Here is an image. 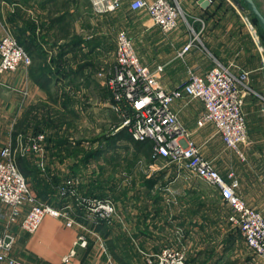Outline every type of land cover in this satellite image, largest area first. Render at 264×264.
I'll return each instance as SVG.
<instances>
[{
  "label": "crops",
  "instance_id": "crops-1",
  "mask_svg": "<svg viewBox=\"0 0 264 264\" xmlns=\"http://www.w3.org/2000/svg\"><path fill=\"white\" fill-rule=\"evenodd\" d=\"M28 1L31 5L38 1L43 3L41 8L30 6L26 13L27 17L38 16L42 21L41 33L46 42L42 41L40 48L45 56L48 59L63 49L72 69L66 76L47 75V80H39L44 86L30 75L29 66L21 65L15 71L0 74V153L12 139V125L16 120L23 119L30 108L41 103L58 108L59 103L52 104L48 96L56 90L60 94L63 88L73 100L74 116L78 121L83 120L84 125L91 123L87 127L78 125L80 139L73 141V145L81 142L79 149L104 145V155L115 146L134 150L132 142L123 134L113 142L114 132L121 129L115 128L120 119L111 108V95L104 86L107 74H97L102 68L112 70L115 64V33L119 29L113 38L105 31L112 23L115 29L119 26L128 33L141 63L167 90L180 88L191 73L203 75L218 65H231L233 71L249 72L250 91L243 104L248 142L239 146L240 153L225 146L213 124L197 126L196 120L204 110L200 100L184 94L174 99L171 107L202 157L210 161L225 180H234L236 193L264 215V107L261 100L264 63L255 43L257 27L253 32L245 25L242 11L232 0H206L207 4L204 0H175L184 14L178 18L176 29L167 34L153 23L145 10H132L133 0H121L117 10L103 15L94 13L90 0ZM191 28L203 30L202 38L180 54L192 36ZM3 33L0 23V36ZM73 37L79 38V42L72 40ZM39 62L31 58V64ZM80 64H85V68ZM45 148L46 171L60 176L68 174L71 159L58 156L47 142ZM151 150L150 142L149 158L137 149L133 153L140 167L136 175L123 173L119 178L107 173L104 185L98 176H90L92 188H101L104 198L114 204L113 216L110 221L101 220L105 227L100 230L96 228L100 220L97 223L80 212L79 220L87 231L78 226H66L63 219L45 215L36 230L29 234L20 228L26 207L11 221V209L0 202V233L8 229L15 236L12 256L17 264H60L71 249L75 254L67 264H146L144 252L159 251L164 246L183 251L186 259L188 254L190 264H264L250 252L238 228L228 220L231 208L224 203L218 189L180 171L174 163L165 164L166 160L162 159L153 161ZM94 161L97 160L91 161L89 167L96 164ZM80 176L78 172L71 178ZM111 179L116 182L110 183ZM80 194L85 195L81 191ZM79 234L85 235L84 245L75 244Z\"/></svg>",
  "mask_w": 264,
  "mask_h": 264
},
{
  "label": "built area",
  "instance_id": "built-area-1",
  "mask_svg": "<svg viewBox=\"0 0 264 264\" xmlns=\"http://www.w3.org/2000/svg\"><path fill=\"white\" fill-rule=\"evenodd\" d=\"M90 2L96 14L112 12L121 6V0ZM130 8L145 10L165 34L176 29L178 18L183 16L175 0H133ZM250 28L256 31L255 27ZM3 29L4 33L0 36V74L15 71L21 65L28 67L31 64L30 56L18 44L10 29L7 26H3ZM200 30L195 32L191 28L192 36L180 54L199 41ZM114 61L112 70L102 68L97 74H107L104 86L111 95V108L120 119L116 130L125 127L133 140L150 141L153 161L162 159L166 160L165 164L174 163L218 189L224 203L231 208L228 220L238 228L250 252L264 263V215L236 193L234 180H225L212 163L202 157L199 147L189 138V132L171 107L173 100L184 94L200 100L204 110L196 120L197 126L213 124L225 146L240 153L239 146L248 142L243 104L245 95L250 91L249 72L233 71L231 65H218L203 75L191 73L180 88L167 90L157 83L155 74L141 63L125 30L116 33ZM157 71H160V67ZM18 139L21 140V137L16 142ZM44 140L45 135L41 132L34 139L28 138L25 145L22 141L19 144L25 146H21V149L26 153L34 152L33 149L42 153ZM0 154V202L11 209V221L26 207L21 223L24 232L32 234L45 215L63 219L66 226H78L86 231L79 220L80 212L92 221H110L113 216L114 204L111 200L81 195L73 178L64 180L58 189V199L64 202L61 206L40 200L19 171L11 145L7 144ZM40 169L45 170L42 157ZM85 241V235L79 234L75 244L84 245ZM14 244L15 236L11 231L6 229L0 233V264H17L12 256ZM74 254V249H71L62 257L60 264H67ZM144 262L188 264L184 252L173 246L144 252Z\"/></svg>",
  "mask_w": 264,
  "mask_h": 264
},
{
  "label": "trees",
  "instance_id": "trees-1",
  "mask_svg": "<svg viewBox=\"0 0 264 264\" xmlns=\"http://www.w3.org/2000/svg\"><path fill=\"white\" fill-rule=\"evenodd\" d=\"M8 1L11 3L14 2L13 0ZM13 4L15 6L14 11L7 10L6 8L4 10V14L0 11V23L10 29L18 44L23 47L25 52H27L31 58L33 57V59L36 58L40 61L37 64L35 63L36 65L31 64L28 67L30 75L34 77V79L37 77L36 81L41 86L44 85L39 80L46 79L47 75L60 74L62 76H66V72L72 69L68 66L70 65V61L66 56V52L61 49L56 53V55H51L47 59L45 56L46 53L42 48H40L42 47L41 42H46L45 37L42 40H39L37 24H35L31 18L26 17V14L22 11L29 9L30 6L33 7L34 5H31L28 0H21L19 3L16 2ZM18 20L22 21L21 25L16 24ZM252 22L257 27L259 36L264 43V35L254 17L252 18ZM13 25H15L16 29L20 30V33L13 32ZM73 39H77L78 42L80 40L77 37H73L72 40ZM75 45H77V43ZM80 65L82 69L86 66L85 64ZM77 66H79V64ZM57 91L58 90L53 93H49L48 97L52 104L55 103V105H57L59 103L58 108H53L50 103L47 102L41 103L37 107L30 108V110L25 113L23 119H21L20 122L14 126L12 135L15 140L18 133L32 135L47 130V144H50L51 148H55L58 156L63 158L70 157L71 163L68 165V171L66 172H69L68 174L60 176L58 173L50 174L47 170V175L45 176L36 166L33 165L32 160H30L28 156H17L18 169L26 180L30 182V187L35 192L36 196L44 202H48L54 206H61L64 202L62 201L63 199L61 201L58 199V189L60 185H63L62 182L71 177L75 178L78 172L81 174L83 167L85 166L84 168H86L91 161L98 160L100 156L105 153V149L104 145H97L95 148L91 147L88 149L80 148L79 150L83 152L81 154H79L78 150H69L72 145V141L70 140V133L67 131L66 127H70V122L68 120L69 115L74 117V112L71 109L73 100L69 93L65 92L66 90L64 88L61 90L60 94ZM35 110L37 113L34 112ZM122 134L126 136L124 138L132 142V145L137 149V151H143L147 158H149L150 154L148 150L150 151V142L134 141L127 128L124 127L119 129L118 132H114L115 137L113 136V138H109H112L113 142H116ZM95 141L98 143L101 142L100 139H96ZM93 142L91 144H93ZM80 144L81 142H76L74 147H78ZM78 185V189L85 193V195H90L96 198L105 197L103 190L101 188L95 190L92 188L90 182H79ZM99 223V226H96L97 229L100 230L105 227V224L101 220Z\"/></svg>",
  "mask_w": 264,
  "mask_h": 264
},
{
  "label": "rangeland",
  "instance_id": "rangeland-1",
  "mask_svg": "<svg viewBox=\"0 0 264 264\" xmlns=\"http://www.w3.org/2000/svg\"><path fill=\"white\" fill-rule=\"evenodd\" d=\"M255 2L257 3L258 7L260 8V10L264 14V0H255ZM241 4L244 5L243 3H241ZM34 6L35 7H38V8H41V7H43V3L41 1L35 2L34 3ZM5 8L7 10H10V11H14L15 10V6H14L13 3L9 2L8 0H0V11H4ZM235 9H237V8L235 7ZM22 11L26 14V17H27L26 11H28V9L27 10H22ZM181 12H182V10H181ZM241 13H242L243 22L245 23V25L247 27H249V28L250 27H255V29H256V26L252 22V18H253L252 14L247 9H244V11H242ZM103 14H106V13L97 14V15H103ZM185 17H186V15H185ZM29 18H31L35 22V24H37V33L39 35V40H42L45 37V35H43L41 33V31H42V21H40L38 19V16L35 17V18H33L32 16L29 15ZM100 21H101V19H99V22ZM16 24L17 25H21L22 24V21L21 20H18ZM102 26L103 27H106L105 24H103ZM18 27H20V26H18ZM201 27H202V24H201L200 28ZM118 29L120 30L122 28H120L118 26L115 29L114 26H113V24L111 23L110 24V28H108L105 31H107V33H109V36H111L113 38V37H115V34L119 31ZM116 30H118V31L116 32ZM13 32L20 33V30L19 29H16L15 28V25H13ZM114 32H116V33L114 34ZM195 32H198V30L195 31ZM200 32L202 33L203 30H200ZM201 33L199 35V38L200 39L202 38ZM257 34H258V40H255V43H256V46H257V52H258V54H259L262 62L264 63V43L262 42V40H261V38L259 36L258 29H257ZM248 80H249V78H248ZM262 97H263V98H261L262 105H263L262 107H264V96H262ZM68 120L70 122V127L68 126V127H66V129L70 133V136H69L70 139H72L71 140L72 141V145L69 148V150H73V151L74 150H78L79 151V154H81L83 152L81 150H79L78 147H74V145H73V141L75 142L76 140H79L80 139V137L78 135V132H77L78 125L80 124L82 127H84V126L87 127L91 123L88 122L87 125H84L83 120L82 121H78L79 119H77L75 116L73 117V116H70V115L68 117ZM19 122H20V120H18V121L16 120V122L12 125V129H14V126H16ZM117 127H118V125L115 128H117ZM40 133L41 132L36 133V134H32V135H29V134L24 135L22 133H18L16 135V138H15L14 141H13V136H12V139L10 140V142L8 144H10L11 147H12V155H13V158H14L16 164H17V156L18 155L24 156V157H27L28 156L29 159L32 160L33 165L36 166L41 171L40 168H41V157H42L43 165L45 167V165H46L45 164V155H46V152H47V149L45 148L46 147V142H47L46 141V131H42V133H44V135H45V140H44L45 147H43V152L42 153H40L37 149H33L34 152L32 151V153H30V152H27L26 153L24 150L21 149V146H22V148L25 147L23 145L26 144L25 142H26V140H28V138L34 139ZM19 137H21V140L18 139V142H16V139L19 138ZM21 141H22V144L23 145L22 144H19ZM125 148H126L125 146L124 147H117V146H115L114 148L108 150V153H106L105 155L103 154L104 156L101 155L100 158L97 161H94L97 165L96 164H92L89 167V164H88V166H87L88 168L87 167L84 168L85 167L84 166L83 169H82V172H81V176L79 177V179L76 178V183H78L80 181H83V183H86V182H89L90 176H93V177L98 176L99 180L101 179L102 182H103L102 184L104 185L105 177H107L106 176L107 173H109V174L114 173L115 175H118L119 178L122 177V174L123 173H129L131 175H136L138 172H140L139 165L133 159V157H134L133 153H135L136 149L134 147H132L134 150H129V148L128 149H125ZM131 153H132V155L130 156ZM67 159H70V157H68ZM104 161H105V164H102V163H104ZM170 165H172V164H170ZM131 168H133L132 169V172H129V170ZM45 169H46V167H45ZM180 171H186V170L181 169ZM41 172L43 173V175H45V176L47 175L46 174L47 173L46 170L41 171ZM73 181L75 182V180H73ZM112 181H114V183L116 182L115 180H112L111 179L110 180V183ZM28 183H30V182H28ZM114 183H113V186H114ZM124 187H126V186H124ZM127 187H128V185H127ZM132 187H134V185H132ZM78 192L80 193L79 189H78ZM98 199H101L102 200V199H106V198H98ZM15 218L13 220H15ZM22 219H23V216H22L21 221H20V228H21ZM186 256H187L186 262L188 264H190V262L188 261V258H189L188 257V254ZM230 259H231V257H229L228 260H230Z\"/></svg>",
  "mask_w": 264,
  "mask_h": 264
},
{
  "label": "water",
  "instance_id": "water-1",
  "mask_svg": "<svg viewBox=\"0 0 264 264\" xmlns=\"http://www.w3.org/2000/svg\"><path fill=\"white\" fill-rule=\"evenodd\" d=\"M232 2L239 10L244 11V9H247L252 14L264 35V14L255 0H232ZM203 3L207 4V1L204 0Z\"/></svg>",
  "mask_w": 264,
  "mask_h": 264
}]
</instances>
